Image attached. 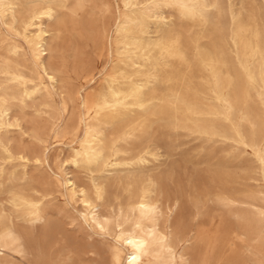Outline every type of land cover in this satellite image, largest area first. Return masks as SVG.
I'll return each instance as SVG.
<instances>
[{
  "label": "bare ground",
  "instance_id": "1",
  "mask_svg": "<svg viewBox=\"0 0 264 264\" xmlns=\"http://www.w3.org/2000/svg\"><path fill=\"white\" fill-rule=\"evenodd\" d=\"M66 4L67 0H0V16L17 31L28 51L26 58L15 43H10L9 53L21 55V64L0 65V129L12 125L8 117L9 100L20 98L23 102L45 91L35 76L38 71L47 76L50 84H56V70L50 61L58 48L51 44L53 33L49 24L60 21L58 11L66 8ZM122 6L115 27L120 42L115 54L122 61L113 66L106 96L94 112L84 96L79 98L83 111L79 124L83 125L85 139L79 148L68 146L71 163L93 173L101 167L141 166L149 157L158 160L160 148L148 131L147 138L142 140V149L134 156H123L113 143L109 146L107 127L117 126L125 139L136 138L137 120L145 115L165 119L166 127L186 130L204 145H215L221 140L251 147L264 180V139L250 144L244 131L245 126L255 130L257 118L264 119L262 10L246 6L243 0L238 6L230 1L227 7L222 0H122ZM176 65L183 66L187 72L200 73L204 85L200 94L189 96L170 85L171 75L177 72ZM4 82L8 85H2ZM235 99L243 105H236ZM0 150L6 159H16L22 167L26 166V155H15L1 134ZM55 181L64 188L69 202L79 197L83 207L81 216L86 222L107 230L108 219H101L94 212L96 204L83 188L70 179L62 181L55 176ZM164 183L146 177L141 195L131 209L134 218L130 228L118 224L112 236V264H177V260L182 264L185 261L175 251L186 241L184 236L179 229L171 226L165 229L160 225L163 213L159 197ZM213 186L214 191L195 202L194 214L204 216L206 222L217 216L225 222L232 218L246 225L253 240L245 247L244 258L251 264H264L256 259L264 246V207L259 202L248 203L234 197L219 183ZM96 196L101 199L98 187ZM18 200L13 206L23 217L31 222L42 219L37 202ZM178 200L174 195L169 206L175 208ZM1 218L2 246L23 249L25 239L21 229L9 217L2 215ZM192 250L195 259L202 256L201 264H208L210 259L213 264H244L237 257L227 262L224 247L212 241L203 249ZM195 259L192 264H196Z\"/></svg>",
  "mask_w": 264,
  "mask_h": 264
},
{
  "label": "rangeland",
  "instance_id": "2",
  "mask_svg": "<svg viewBox=\"0 0 264 264\" xmlns=\"http://www.w3.org/2000/svg\"><path fill=\"white\" fill-rule=\"evenodd\" d=\"M230 1L238 6L240 0H222L225 7ZM243 1L246 6L260 8L264 16V0ZM122 10V0H67L66 8L58 11L60 21L49 24L53 33L51 44L58 48L50 61L56 70V84H50L40 70L35 76L46 88L42 94L25 98L23 102L20 98L9 100L8 117L12 125L2 127L0 134L9 149L15 155L25 154L28 162L22 167L18 160L6 159L0 150V167L3 168L0 234L1 216L5 215L21 229L25 245L21 250L2 246L0 239V264H112V236L118 224L130 228L134 218L131 209L141 195L147 176L166 182L159 197L163 213L160 225L165 229L169 226L179 229L184 236L186 241L175 249L185 260L182 264H192L195 259L192 249H203L210 241L224 247L227 262L237 257L244 264H251L243 253L253 240L246 225L232 218L225 222L217 216L206 222L204 216L194 214L195 202L214 191L213 183L223 185L234 197L248 203L259 202L264 207V180L251 147L221 140L215 145H204L186 130L166 127L165 119L143 115L137 120L136 138L125 139L117 126L107 127L109 146L113 143L123 156H134L142 149V140L147 138L148 131L160 148L158 160L149 157L141 166L101 167L93 173L71 163L68 146L79 148L85 139L83 125L79 124L83 113L79 98L84 96L94 112L106 96L113 66L122 61L115 54L120 46L115 27ZM10 43H15L19 53L28 57L26 45L17 31L0 16V65L21 64V55L9 53ZM176 71L171 75V86L189 96L201 93L204 85L200 73L187 72L181 65H176ZM1 78L0 74L2 83ZM235 103L243 105L238 99ZM257 120L255 130L244 127L250 144L264 139V119ZM55 176L62 181L70 179L84 189L86 196L96 204L94 212L99 218L108 219L107 230L102 231L83 219L79 197L69 202ZM96 187L101 189L100 200ZM174 195L179 198L175 208L169 206ZM21 198L39 204L40 221L31 222L17 211L13 202L18 203ZM261 251L256 259L264 262V246ZM195 260L196 264H201L202 256ZM207 263L213 264V259Z\"/></svg>",
  "mask_w": 264,
  "mask_h": 264
},
{
  "label": "snow or ice",
  "instance_id": "3",
  "mask_svg": "<svg viewBox=\"0 0 264 264\" xmlns=\"http://www.w3.org/2000/svg\"><path fill=\"white\" fill-rule=\"evenodd\" d=\"M128 243H132V241H128Z\"/></svg>",
  "mask_w": 264,
  "mask_h": 264
}]
</instances>
